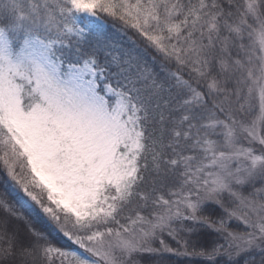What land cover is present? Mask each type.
Segmentation results:
<instances>
[{"label": "snow or ice", "instance_id": "1", "mask_svg": "<svg viewBox=\"0 0 264 264\" xmlns=\"http://www.w3.org/2000/svg\"><path fill=\"white\" fill-rule=\"evenodd\" d=\"M264 264V0H0V264Z\"/></svg>", "mask_w": 264, "mask_h": 264}, {"label": "trees", "instance_id": "2", "mask_svg": "<svg viewBox=\"0 0 264 264\" xmlns=\"http://www.w3.org/2000/svg\"><path fill=\"white\" fill-rule=\"evenodd\" d=\"M146 264H156L155 261H148ZM166 264H201L196 258L185 256H170L167 258Z\"/></svg>", "mask_w": 264, "mask_h": 264}]
</instances>
